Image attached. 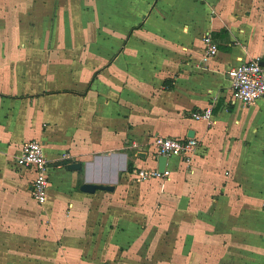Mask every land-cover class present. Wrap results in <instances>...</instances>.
<instances>
[{
    "label": "crops",
    "instance_id": "crops-1",
    "mask_svg": "<svg viewBox=\"0 0 264 264\" xmlns=\"http://www.w3.org/2000/svg\"><path fill=\"white\" fill-rule=\"evenodd\" d=\"M208 32L219 51L205 59ZM252 57L264 65V0H0V264H184L185 243L192 264L219 247L228 262L232 248L260 250L215 244L231 227L263 229L264 98L234 101L228 77ZM210 105L211 125L192 117ZM191 131L197 151L168 158L134 201L131 178L158 161L131 144ZM32 139L51 164L43 206L18 163Z\"/></svg>",
    "mask_w": 264,
    "mask_h": 264
},
{
    "label": "built area",
    "instance_id": "built-area-1",
    "mask_svg": "<svg viewBox=\"0 0 264 264\" xmlns=\"http://www.w3.org/2000/svg\"><path fill=\"white\" fill-rule=\"evenodd\" d=\"M205 45V59L215 57L218 54V43L213 35L208 32L203 37ZM230 87L234 101L245 106H250L256 101L264 98V65L260 57H252L249 60L241 61L228 71ZM213 105L205 109L195 111L192 117L196 120L206 121L209 125L213 120ZM200 141L193 138L153 136L147 143H132L134 149L153 150L158 161L159 157H182L186 160L197 151ZM19 165L32 175L31 195L39 204L45 205L49 200L50 185V161L45 156L44 147L41 141L32 139L22 147L18 158ZM136 178L141 181L164 178L168 175L165 170L161 173L158 167L153 169H139L135 172Z\"/></svg>",
    "mask_w": 264,
    "mask_h": 264
},
{
    "label": "rangeland",
    "instance_id": "rangeland-1",
    "mask_svg": "<svg viewBox=\"0 0 264 264\" xmlns=\"http://www.w3.org/2000/svg\"><path fill=\"white\" fill-rule=\"evenodd\" d=\"M132 180V184L131 187L132 189H130L133 193V197H134V201L135 199H139V197L141 196V192L138 189L140 183H142L143 181L138 180L137 178H131ZM126 202V199H124ZM128 203V202H127ZM133 202H130V204H132ZM133 204H136L135 202ZM210 215H212L213 213L211 212V210L216 211V206H211L210 208ZM220 219H216V223H220ZM263 224V229H234L233 227H231L230 229V234H222L221 232H217L216 236H219V239L215 240V244L218 246V244H220L219 246L226 245L229 244V241L232 244H235L234 246H236L238 243V241H245L248 243L247 247L252 246V241L257 240L258 244H260L261 249L257 250V251H249L242 249V248H232L230 249V251L232 252V256H231V262L224 261L223 260V251L222 248L219 247L215 249V259L214 261L212 260H208L206 261V254L205 256H203V259H201L202 264H264V217L262 218V222ZM220 231H222V228L220 229ZM191 236V235H190ZM191 239V238H190ZM193 241V238L191 239ZM261 242V243H259ZM169 244V243H168ZM188 243H185L184 245V254H183V262L184 264H192V261L194 258H196L195 256V248L193 247V245L188 246ZM188 246V247H187ZM169 248H171L170 250H168L166 253L163 252V256H167L170 259H174L175 257V252H174V244H169ZM259 248V247H258ZM227 250V249H226ZM228 252V251H227ZM257 252V253H256ZM234 253V255H233ZM238 253H240L241 256H237ZM254 253H256V255H254Z\"/></svg>",
    "mask_w": 264,
    "mask_h": 264
},
{
    "label": "water",
    "instance_id": "water-1",
    "mask_svg": "<svg viewBox=\"0 0 264 264\" xmlns=\"http://www.w3.org/2000/svg\"><path fill=\"white\" fill-rule=\"evenodd\" d=\"M194 137V132H190L188 134V138H193ZM138 157H146V153H137ZM168 162V158L167 157H159L158 158V169L161 173H164L166 170V165ZM70 169H77L79 168L78 165H71L69 167ZM118 180V179H116ZM116 181L112 184L109 185H101V184H93V183H84L83 185H81L80 190L82 192L85 193H95L97 190H103V191H107V192H114L116 189V185H115Z\"/></svg>",
    "mask_w": 264,
    "mask_h": 264
},
{
    "label": "trees",
    "instance_id": "trees-1",
    "mask_svg": "<svg viewBox=\"0 0 264 264\" xmlns=\"http://www.w3.org/2000/svg\"><path fill=\"white\" fill-rule=\"evenodd\" d=\"M133 170H134V169H133V165H130L128 171H129V172H133Z\"/></svg>",
    "mask_w": 264,
    "mask_h": 264
}]
</instances>
